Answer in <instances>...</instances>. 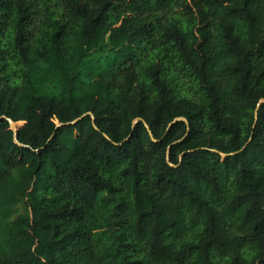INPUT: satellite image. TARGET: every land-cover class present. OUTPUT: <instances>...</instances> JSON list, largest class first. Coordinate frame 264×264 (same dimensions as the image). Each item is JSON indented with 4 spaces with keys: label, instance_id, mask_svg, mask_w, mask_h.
<instances>
[{
    "label": "trees",
    "instance_id": "trees-1",
    "mask_svg": "<svg viewBox=\"0 0 264 264\" xmlns=\"http://www.w3.org/2000/svg\"><path fill=\"white\" fill-rule=\"evenodd\" d=\"M0 264H264V0H0Z\"/></svg>",
    "mask_w": 264,
    "mask_h": 264
},
{
    "label": "rangeland",
    "instance_id": "rangeland-1",
    "mask_svg": "<svg viewBox=\"0 0 264 264\" xmlns=\"http://www.w3.org/2000/svg\"><path fill=\"white\" fill-rule=\"evenodd\" d=\"M170 16H173V18H175L176 20H178L180 24H182L183 26H185V20L182 17H180L178 15H174V14H171ZM38 22H39V19L36 18L35 21H34V23H33V26L36 25V24H38Z\"/></svg>",
    "mask_w": 264,
    "mask_h": 264
}]
</instances>
